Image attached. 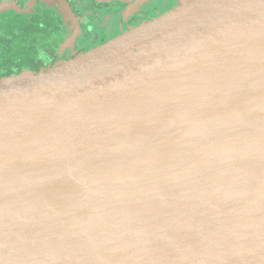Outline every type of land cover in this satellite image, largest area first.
I'll return each instance as SVG.
<instances>
[{
  "label": "water",
  "instance_id": "obj_1",
  "mask_svg": "<svg viewBox=\"0 0 264 264\" xmlns=\"http://www.w3.org/2000/svg\"><path fill=\"white\" fill-rule=\"evenodd\" d=\"M212 262L264 264V0L0 77V264Z\"/></svg>",
  "mask_w": 264,
  "mask_h": 264
},
{
  "label": "flooded vegetation",
  "instance_id": "obj_2",
  "mask_svg": "<svg viewBox=\"0 0 264 264\" xmlns=\"http://www.w3.org/2000/svg\"><path fill=\"white\" fill-rule=\"evenodd\" d=\"M179 0H0L11 68L37 71L92 49Z\"/></svg>",
  "mask_w": 264,
  "mask_h": 264
},
{
  "label": "trees",
  "instance_id": "obj_3",
  "mask_svg": "<svg viewBox=\"0 0 264 264\" xmlns=\"http://www.w3.org/2000/svg\"><path fill=\"white\" fill-rule=\"evenodd\" d=\"M1 41L2 39L0 40V77L16 74L19 69H15V67L11 68L8 64L6 59V44H4V42L1 43Z\"/></svg>",
  "mask_w": 264,
  "mask_h": 264
},
{
  "label": "bare ground",
  "instance_id": "obj_4",
  "mask_svg": "<svg viewBox=\"0 0 264 264\" xmlns=\"http://www.w3.org/2000/svg\"><path fill=\"white\" fill-rule=\"evenodd\" d=\"M215 159L217 160V156L215 157ZM216 175H217V173H216ZM214 187L217 189V182H216V184H214ZM214 259L217 260V252L214 255ZM212 264H214V263L212 262Z\"/></svg>",
  "mask_w": 264,
  "mask_h": 264
}]
</instances>
